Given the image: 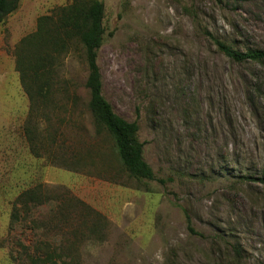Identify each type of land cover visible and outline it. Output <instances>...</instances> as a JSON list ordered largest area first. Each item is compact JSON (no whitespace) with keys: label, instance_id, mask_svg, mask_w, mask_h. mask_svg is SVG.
<instances>
[{"label":"rangeland","instance_id":"rangeland-1","mask_svg":"<svg viewBox=\"0 0 264 264\" xmlns=\"http://www.w3.org/2000/svg\"><path fill=\"white\" fill-rule=\"evenodd\" d=\"M87 1L105 6L103 96L138 124L156 179L131 177L96 127L74 47L30 142L17 58L75 0H21L0 24V264H231L235 244L241 264H264V65L207 36L264 50V0Z\"/></svg>","mask_w":264,"mask_h":264},{"label":"trees","instance_id":"trees-1","mask_svg":"<svg viewBox=\"0 0 264 264\" xmlns=\"http://www.w3.org/2000/svg\"><path fill=\"white\" fill-rule=\"evenodd\" d=\"M20 1L0 0V24L18 10ZM104 19L105 6L102 2L75 0L72 5L60 9L56 19H41L38 32L23 41L28 46L21 49L22 55H18L17 71L31 104L26 133L30 142L35 143L38 140L35 126L37 115L47 117V109H57L54 98L59 91H55L54 65L57 57L71 52L74 47L82 50L84 54L88 71L85 83L89 94L88 108L96 127L104 129L112 138L120 162L131 177L139 181H155L154 171L144 159V145L138 138V124L129 123L118 116L103 96L102 77L97 60L104 43ZM207 36H210L218 52L233 63L264 65V50L241 51L214 36ZM44 133L55 143L54 134H50L52 132L46 130ZM259 181L264 183V179ZM31 200L34 202L33 198ZM186 219L191 235L199 236L192 228L188 215ZM227 254L231 264L242 263L240 245H230ZM52 258L49 254L48 260L51 261Z\"/></svg>","mask_w":264,"mask_h":264}]
</instances>
